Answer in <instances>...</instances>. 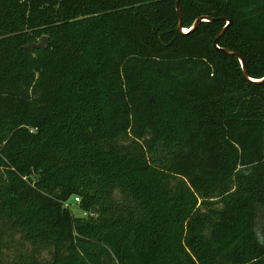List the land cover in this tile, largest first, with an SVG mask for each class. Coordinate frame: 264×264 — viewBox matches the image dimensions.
<instances>
[{
    "label": "trees",
    "instance_id": "obj_1",
    "mask_svg": "<svg viewBox=\"0 0 264 264\" xmlns=\"http://www.w3.org/2000/svg\"><path fill=\"white\" fill-rule=\"evenodd\" d=\"M177 2L0 0V264H264V0Z\"/></svg>",
    "mask_w": 264,
    "mask_h": 264
},
{
    "label": "water",
    "instance_id": "obj_2",
    "mask_svg": "<svg viewBox=\"0 0 264 264\" xmlns=\"http://www.w3.org/2000/svg\"><path fill=\"white\" fill-rule=\"evenodd\" d=\"M179 3H180V0H178V2H177V10H178V14H179V27L178 28H179V31L180 32L186 33L185 32V29L182 26L183 15H182V10L180 8V4ZM222 19H224V18H222ZM212 20H216V19H212L210 17H200V18H198L195 21V23L193 24V26L191 28V31L196 30L202 22H207V21H212ZM225 20L227 22V25L221 31V33L218 35V37L216 38V40L214 42L215 47L218 48L220 51L228 54V55L236 56L240 60V63L242 65V69H243L244 76L249 81H252V82H255V83H263L264 82V78L261 79V80H259V81H257V80L251 79L249 77L248 70H247V67H246V62H245L244 58L238 52L233 51V50H230V49H224V48H220L219 47L218 44H219V41H220L221 37L227 31V29L229 28V26L232 23V21L229 20V19H225ZM49 42H50L49 37L44 36L39 43L30 44V45L26 46L25 49L28 50L29 48H31V49L46 50L48 48V46H49Z\"/></svg>",
    "mask_w": 264,
    "mask_h": 264
},
{
    "label": "rangeland",
    "instance_id": "obj_3",
    "mask_svg": "<svg viewBox=\"0 0 264 264\" xmlns=\"http://www.w3.org/2000/svg\"><path fill=\"white\" fill-rule=\"evenodd\" d=\"M41 39H39L38 43L41 41ZM69 208L75 216H78V217L84 216V212L80 209V203H75L74 200H71V204L69 205ZM263 224H264V221L262 220V218H260L258 221V226H257L258 230H261Z\"/></svg>",
    "mask_w": 264,
    "mask_h": 264
},
{
    "label": "built area",
    "instance_id": "obj_4",
    "mask_svg": "<svg viewBox=\"0 0 264 264\" xmlns=\"http://www.w3.org/2000/svg\"><path fill=\"white\" fill-rule=\"evenodd\" d=\"M75 201H76V203H80L81 202V199L79 197H76L75 198ZM84 216H86V214H84Z\"/></svg>",
    "mask_w": 264,
    "mask_h": 264
},
{
    "label": "bare ground",
    "instance_id": "obj_5",
    "mask_svg": "<svg viewBox=\"0 0 264 264\" xmlns=\"http://www.w3.org/2000/svg\"><path fill=\"white\" fill-rule=\"evenodd\" d=\"M185 32H187V30H185Z\"/></svg>",
    "mask_w": 264,
    "mask_h": 264
}]
</instances>
